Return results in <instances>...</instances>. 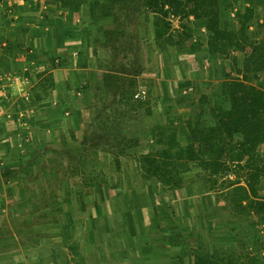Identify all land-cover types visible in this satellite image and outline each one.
Segmentation results:
<instances>
[{"label":"crops","instance_id":"1","mask_svg":"<svg viewBox=\"0 0 264 264\" xmlns=\"http://www.w3.org/2000/svg\"><path fill=\"white\" fill-rule=\"evenodd\" d=\"M70 1L0 0V103L5 105L0 106V118L19 126L11 129L13 136L21 135L25 141L38 136L41 149L58 150L65 169L60 192H45L47 198L59 194L65 199L58 208L44 209L55 218L36 228L32 221L16 229L10 245L0 238V264H191L193 254L237 255L236 223L218 215L226 211L229 194L210 185L213 179L234 176H209L193 164L184 174L183 186L157 191L129 142L141 141L139 149L154 145L151 129L159 125L167 132H185L183 121L201 94H208L212 83L226 75H238L243 50L233 45L211 53L193 47L197 40L205 44L207 33L190 15L189 23L198 31L188 37V46L166 41L161 48L140 44L141 55L155 57L158 66L150 75L154 94L146 102L133 101L124 96L126 85H120L121 94L113 92L116 72L103 61L105 50L109 55L111 51L101 44L111 39L93 30L89 2L78 0L74 8ZM218 2L220 27L231 31L236 41H240L239 14L247 7L251 17L244 21L245 34L264 41V0ZM123 37L124 42L130 40L126 34ZM153 38L152 34L157 44ZM162 54L166 64L159 62ZM17 74L29 81L28 99H23L20 84L11 81ZM187 83L192 85L189 91ZM115 129L128 140L118 149L114 140L109 143ZM21 148L33 150L29 142ZM257 151L264 157V143ZM258 192L264 197V178ZM163 204L172 207L171 223L164 220ZM37 228L46 243L43 256L33 248L32 232ZM172 231L180 241L164 239ZM258 232L262 235V230ZM248 249L256 252L254 244ZM258 255L264 260V249Z\"/></svg>","mask_w":264,"mask_h":264},{"label":"trees","instance_id":"2","mask_svg":"<svg viewBox=\"0 0 264 264\" xmlns=\"http://www.w3.org/2000/svg\"><path fill=\"white\" fill-rule=\"evenodd\" d=\"M143 2L147 5L159 3L162 18L169 14L187 18L186 23H182L184 28L176 33L168 31L170 23L167 21L159 25L153 23V40L159 48L164 41L188 46V37L194 32L189 23L192 15L207 33L205 44L197 40L193 47L214 53L222 52L224 46L237 45L244 56L238 75H226L212 83L208 94H201L195 110L183 121L185 132H167L160 125L151 129L154 145L141 146L137 152L140 167L145 176L153 178L157 191L183 186L184 174L193 164L216 178L234 172L233 179H222L219 185H215L218 178L213 179L210 185L216 191L229 194L226 211L220 210L218 215L236 223L238 254H193L191 264H235L237 260L241 264H264L263 257L258 255L264 249V197L258 192L264 178V157L257 151L258 145L264 143V41L248 38L245 34L244 21L251 17V10L247 7L239 14L240 41H236L231 31L220 27L218 0ZM132 142L141 145L139 140ZM171 208L168 204L162 205L164 220L168 223H171ZM164 239L181 240L175 231ZM252 244L255 253L248 249Z\"/></svg>","mask_w":264,"mask_h":264},{"label":"rangeland","instance_id":"3","mask_svg":"<svg viewBox=\"0 0 264 264\" xmlns=\"http://www.w3.org/2000/svg\"><path fill=\"white\" fill-rule=\"evenodd\" d=\"M80 1L89 2V10L94 15L90 19L94 22L95 28L93 27V30L102 31L105 37L109 36L111 39L110 41H101V44L102 47L111 51L109 55L107 53L108 50H105L106 55L103 57V61L104 64H112L111 69L116 72L115 77L112 79L115 95L117 93L121 94L120 85H126L124 96H131L143 89L148 96L154 94L153 86L155 85H153V79L150 75L158 66L157 60L151 55H141L140 44L142 43V46L147 48L159 47L158 44H154L151 40L153 23L159 25V23L162 24V21H167L170 23L168 31L172 32L171 29H174L172 33H176L178 32L177 29L184 28L182 23H186L187 18L171 17L170 15L162 18L159 15V3L157 5H147L144 4V0ZM70 4L76 8L75 6L79 4V1L72 0ZM173 21L174 27L172 26ZM175 22H177L178 27H176ZM196 30V27H194V32ZM123 34H126V37L128 36L130 40L127 39L124 42ZM145 37L146 39L144 40ZM159 62L166 64L167 60L163 54L159 55ZM160 67L162 66H159V79L163 72ZM3 105V103H0L2 109L5 107ZM1 107L0 114L2 115L3 110ZM114 107L117 106L115 105ZM134 113L136 114V112ZM14 123L15 121H11V119L0 118V235L2 236L0 238L7 245L12 244L10 236L12 232H17L16 229L25 228L23 226H27L28 222L32 221L33 224H37L34 226L35 228L46 224L47 219H50L52 216L51 213L44 212V209L58 208L62 202H65V199L61 198L59 194L49 198L45 195L46 191H51V193L55 191L60 192L63 186L60 182V175L65 172V169L60 165L64 161V158L57 152L58 150L41 149L38 136L33 139L30 138L32 140L29 139L28 141H25V137L21 135L15 134L13 136L14 130L12 131L11 129L19 127L17 124L14 125ZM115 127L118 128L119 126ZM112 138H110L109 143L114 140L117 149L121 144H127L128 142L126 136L121 135L118 131L115 132ZM28 142L29 147L33 150L31 152L21 151L22 144ZM34 144L38 145V148H32ZM129 144L133 145L134 148L131 151L134 153L139 151V145L135 146L132 141ZM259 153L261 154V151ZM114 154L117 156V153ZM112 158L115 159L114 156ZM55 172L58 173V177H56ZM226 174L229 175L228 177L235 175L234 172ZM25 177H28L30 180H25ZM43 179L46 180L43 181ZM28 181L30 183H27ZM220 183L216 181L215 185H219ZM20 191L24 193L23 197L17 195ZM30 192L34 194L28 198L27 194ZM14 194L16 196H13ZM75 204L74 202L72 205L74 206ZM52 218L55 217L53 216ZM32 234L34 235L32 240L35 242L33 246L34 251L36 253L41 252L40 254L43 256L42 249L46 245L42 236L43 232L40 228H37ZM52 237H56L54 232L52 233Z\"/></svg>","mask_w":264,"mask_h":264},{"label":"built area","instance_id":"4","mask_svg":"<svg viewBox=\"0 0 264 264\" xmlns=\"http://www.w3.org/2000/svg\"><path fill=\"white\" fill-rule=\"evenodd\" d=\"M11 81L13 83H19L20 84L21 87H19V91H20L23 99H28L29 95H28L27 91L25 90L26 89L25 87L29 84L28 79L26 77H23L20 74H17V75L12 76ZM191 89H192L191 84L187 85L185 88L186 91H189ZM133 98L136 100H139V101H146V99L148 98V95H147L146 91L143 89V90H139V91L135 92L133 94Z\"/></svg>","mask_w":264,"mask_h":264}]
</instances>
